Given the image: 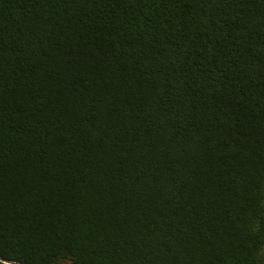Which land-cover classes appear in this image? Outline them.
Returning <instances> with one entry per match:
<instances>
[{"label":"trees","instance_id":"trees-1","mask_svg":"<svg viewBox=\"0 0 264 264\" xmlns=\"http://www.w3.org/2000/svg\"><path fill=\"white\" fill-rule=\"evenodd\" d=\"M0 264H264V0H0Z\"/></svg>","mask_w":264,"mask_h":264}]
</instances>
